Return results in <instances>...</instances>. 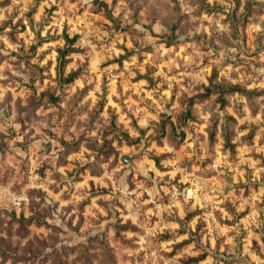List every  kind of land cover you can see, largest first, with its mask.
Here are the masks:
<instances>
[{
  "label": "rangeland",
  "instance_id": "1",
  "mask_svg": "<svg viewBox=\"0 0 264 264\" xmlns=\"http://www.w3.org/2000/svg\"><path fill=\"white\" fill-rule=\"evenodd\" d=\"M0 264H264V0H0Z\"/></svg>",
  "mask_w": 264,
  "mask_h": 264
},
{
  "label": "built area",
  "instance_id": "2",
  "mask_svg": "<svg viewBox=\"0 0 264 264\" xmlns=\"http://www.w3.org/2000/svg\"><path fill=\"white\" fill-rule=\"evenodd\" d=\"M196 196L195 190L192 187H184L181 189L178 188H173L169 192V197H170V206L174 205V200L178 198L182 199H192ZM157 208H161L163 206L162 202H156Z\"/></svg>",
  "mask_w": 264,
  "mask_h": 264
},
{
  "label": "trees",
  "instance_id": "3",
  "mask_svg": "<svg viewBox=\"0 0 264 264\" xmlns=\"http://www.w3.org/2000/svg\"><path fill=\"white\" fill-rule=\"evenodd\" d=\"M75 75H76L75 73L71 74L70 78H72V77L75 76Z\"/></svg>",
  "mask_w": 264,
  "mask_h": 264
}]
</instances>
